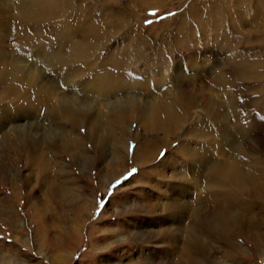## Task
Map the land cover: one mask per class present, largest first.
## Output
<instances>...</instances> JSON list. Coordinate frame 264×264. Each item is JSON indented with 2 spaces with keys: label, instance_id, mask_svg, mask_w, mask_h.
<instances>
[{
  "label": "rangeland",
  "instance_id": "rangeland-1",
  "mask_svg": "<svg viewBox=\"0 0 264 264\" xmlns=\"http://www.w3.org/2000/svg\"><path fill=\"white\" fill-rule=\"evenodd\" d=\"M50 1L0 0V57L24 55L20 67L34 57L41 65L44 54L53 61L48 82L26 71L22 90L0 87V115L11 118L1 119L0 140L29 124L43 139L35 154L29 136L15 151L0 146V264H264V0H60L64 17L33 26L36 5ZM31 9L32 18L21 17ZM13 18L18 36L8 29ZM55 24L68 27L65 41ZM232 61L256 67L232 77ZM193 78L224 115L219 152L192 133L206 124L215 137L214 111L196 106L176 128L161 118L167 128L157 132L139 109L181 99ZM62 97L76 105L67 119L57 112ZM130 102L138 108L123 111ZM17 116L25 118L13 124ZM50 130L62 133L65 148L45 141ZM149 150L138 167L135 156ZM189 150L193 159L214 152L219 170L238 165L250 175L243 190L211 177L209 192L206 172L182 162ZM180 187L205 213L227 195L238 216L230 242L217 231L200 235L202 252L185 242L193 214H170ZM188 246L199 251L189 259Z\"/></svg>",
  "mask_w": 264,
  "mask_h": 264
},
{
  "label": "bare ground",
  "instance_id": "bare-ground-1",
  "mask_svg": "<svg viewBox=\"0 0 264 264\" xmlns=\"http://www.w3.org/2000/svg\"><path fill=\"white\" fill-rule=\"evenodd\" d=\"M61 5L62 4H61L60 0H51L48 4L41 3L39 5H36L39 7V9L37 12V20H34L33 26H35L36 24H39L40 22H45L44 25L46 23L49 24V23H51V21L53 22L54 19H56V18L64 17L65 12L63 13V15H61L60 11H59ZM1 16H2V14L0 15V18H1ZM22 16L26 17V19H28V20L30 18H32V9L28 12L23 13L21 15V17ZM12 17H14V16H12ZM11 18H9V19H11ZM49 18H51V21H47V20H50ZM16 19H18V18H13V20H9L10 23L8 24V29L10 28V24H13V27L17 33V36H18L20 34V31L17 30L19 27V22H16ZM23 22L30 23L31 21H23ZM50 26H51V24H50ZM53 27L55 29L60 28V26L57 24L53 25ZM63 30H65L64 33H63ZM67 32H68V27L66 29H64V27L60 28V32H59V35L57 38L63 39L65 41L66 40L65 36H66ZM76 45L77 44L74 43L72 45V47H73L74 51L76 53H78L80 45L79 44L77 45V47L79 46V48H77ZM77 55L78 54H76V57H77ZM23 56L0 57V59L3 60V64L1 65V68L3 71L0 70V87L4 86L6 88L15 89L17 91L22 90V88L25 85V81L23 79L22 74L26 71H35L38 73H40V71H42L41 72L42 74L40 73L42 80H46L47 82L49 81V75L47 73V70H48L49 65H51L53 61L51 59H49L47 57V55L44 54L41 56L42 57V60L40 61L41 65L37 64L38 58L34 57V58H32L30 65H25L24 67H20L19 62L23 60ZM80 56L82 58L84 57V55H80ZM57 61L60 64V67H62V65L67 64V61L62 60L61 58H58ZM243 64H244V68H243ZM230 66H232L231 67L232 77L237 76V78H240V77L246 78V74L250 71H253V69H255V68H253V66L256 67V65H254V64L248 65L246 62L243 63V62H239V61H237V62L232 61L230 63ZM249 78L252 79V77H249ZM182 79H183V76L181 75L180 80H182ZM198 81L199 80L197 78H193L194 83H191V84H194V86L191 88L188 85L185 88V93H186L185 96L179 97L181 99H176V100H173L172 102L159 101L156 103H153V100H152V102L148 106L146 105L144 107H140L139 109L141 110V113H143V115L149 119V121L152 123L153 127L156 128L157 132L163 131L167 128V126L161 120V118H164V119L170 121L171 123H173L174 128H176L178 126L180 118L188 117L191 114V110L193 108H195L196 106L199 107L201 110H204L203 113L204 112L209 113V110L214 111V112H211L209 116H211L217 122L219 130H214L211 128H209V129L211 132H214L215 137L212 136L213 135L212 133L206 132L207 126H208V125L206 126V124H204L205 127L202 129V131L200 128H193L192 133H194L193 135L196 138H199L203 134L207 135L211 140L214 141V145H216L215 147L217 149L215 150V152H219L221 150L219 147V144H218V141L219 142L221 141V137L219 136V131L221 130L220 132H222L224 130V128L222 127L223 126L222 125V119L224 118V115L222 114L220 107L214 105V103L212 101L207 100L206 95L208 96V94H207L206 83L197 84ZM181 93H183V92H181ZM45 95H47V94H45ZM49 98H50V96H49ZM64 98L62 97V101H61V98H58L59 106H58L57 112L60 115L65 116L67 119L69 116V111L72 113L76 112V105H75V103L68 101L66 97H64ZM232 100H233V98H232ZM39 102H42V101L39 99ZM37 103H38V101H37ZM130 103L126 107H121V109H123V111L124 110L130 111L133 106L135 108H138V106H135L133 103H131V104ZM174 109L178 110L179 114L181 116L178 113H176L174 111ZM17 117H19V116H17ZM3 118L4 119H11L10 117H5L3 115H0V125H1V119H3ZM21 118L23 119L25 117L16 118L12 123L14 124L15 121H19ZM29 128H30V124L28 126L23 127V128L19 127L18 125H13V128L11 129V136L9 135L8 138L7 137L2 138V140H0V146L3 149L9 150L11 148V150L15 151V149H17V147L20 146L21 142L23 140H26V137L29 136L31 138L30 140L32 141V145L34 147L33 153L35 154L37 148L39 147L38 144L40 143V141L42 142L43 139H40V135L38 134L40 132V130L38 128L37 129L35 128L33 130L32 134H31L32 131L30 132ZM44 136H45L44 137L45 141H47V142H48V140L50 143L51 142H58V141L62 142L63 148H65V145L67 144V142H65L66 139L64 138L62 133H55L52 130H50L49 132L47 131ZM217 139H218V141H217ZM20 140H22V141L20 142ZM147 149H150V148H147ZM8 150H6V151H8ZM151 150H153V149H151ZM251 150L255 151V148L252 146ZM176 151H180V152L184 153L185 152L184 144L178 146V148L175 150V152ZM189 151H191V152H189ZM189 151L187 152V154H183L185 156H184V160H182V162L185 164L193 162V164L195 165V169L198 167L197 170L200 169V173L202 175H204V173L206 172V175L208 177L207 178L208 181H206V176H205L204 182H208V186L206 188H208L209 192L211 189V185H210L211 182L209 181L211 177L212 178L218 177V180L221 182L222 185H224L226 183H232L236 188L241 189V190H243V188H244V183L247 182L250 178V175L248 173L244 174V170L242 168H240L238 165H231L229 169H221V170H219L218 166H213V165H215V163H213V161H212V156L214 155V152H208V151L198 152L197 151V152H195L196 158L193 159L192 155L194 154V152H193V150H189ZM40 152H41V150H40ZM153 152L154 153L158 152V148L154 149ZM238 153H240V149L238 150ZM13 154H15V153L13 152ZM34 156H36V155H34ZM149 156H150V150H149V152L144 151V152H141V154H137L134 158V161L136 162L138 167H142L143 165H145L148 162V161L147 162H145V161L147 160V158ZM141 157L143 158L142 162H140ZM38 159H39V161H40V159L44 160L41 153H39L37 151L36 160H38ZM138 159L140 161H138ZM165 161L166 160H163L161 162V164L164 163ZM40 167H42V166L40 165ZM141 174H143V172ZM193 177H194L193 178V184L195 186L196 185L195 184L196 176L193 175ZM200 181H202V180H200ZM173 194H175L176 200L174 199L173 202H171V206L173 207V209L170 210V214H172V215L177 214V216H181V218H183V220H184V218H186V214H193L191 217V220H190L189 228L185 229V231H186L185 242L188 241L190 244H194V245L199 244L201 246L199 251L202 252L204 250L205 244H202V242H200V235L203 234L204 232H206L207 235H209L210 231L211 232L217 231L216 234H218L219 236H221V234H223V236H221V238L230 242L231 234H233L234 230L236 229V223L238 224V219H236V218H238V216L232 215L230 213V211L226 208V204L228 202L227 195H226V198L224 199V201H221L219 204L208 203L211 205V207H210V210L207 213H205L204 211H201L202 208L199 205H196V203L194 205L191 203V201H187L188 203H186V200H184V199L188 198L189 196H192V194L188 195L189 193L185 192L181 187L178 190L175 189L173 191ZM183 196H185L186 198H184ZM230 197L234 203V206L240 205L242 203L238 199V196L236 194H230ZM202 201L207 203V201H205L204 199L199 200L198 203H201ZM201 206L203 207V204H201ZM175 229H177V228H175ZM191 232H192V234H191ZM189 251L193 252V253L199 252V251L196 252V251L192 250L189 246L186 247L185 252H186V257L188 259L190 258L189 254H188Z\"/></svg>",
  "mask_w": 264,
  "mask_h": 264
},
{
  "label": "snow or ice",
  "instance_id": "snow-or-ice-1",
  "mask_svg": "<svg viewBox=\"0 0 264 264\" xmlns=\"http://www.w3.org/2000/svg\"><path fill=\"white\" fill-rule=\"evenodd\" d=\"M120 182L119 181H117V184H119Z\"/></svg>",
  "mask_w": 264,
  "mask_h": 264
}]
</instances>
